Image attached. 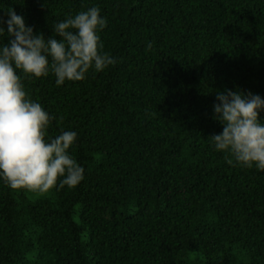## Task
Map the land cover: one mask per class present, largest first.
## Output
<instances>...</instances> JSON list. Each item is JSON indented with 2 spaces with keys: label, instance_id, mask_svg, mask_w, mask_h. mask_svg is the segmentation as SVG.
I'll list each match as a JSON object with an SVG mask.
<instances>
[{
  "label": "trees",
  "instance_id": "1",
  "mask_svg": "<svg viewBox=\"0 0 264 264\" xmlns=\"http://www.w3.org/2000/svg\"><path fill=\"white\" fill-rule=\"evenodd\" d=\"M93 4L116 63L22 80L49 134L76 132L84 178L43 194L0 181V264H264V170L209 138L216 92L264 98V0H0V16L47 37Z\"/></svg>",
  "mask_w": 264,
  "mask_h": 264
},
{
  "label": "clouds",
  "instance_id": "2",
  "mask_svg": "<svg viewBox=\"0 0 264 264\" xmlns=\"http://www.w3.org/2000/svg\"><path fill=\"white\" fill-rule=\"evenodd\" d=\"M0 16V181L12 189L43 194L53 187L76 186L84 167L68 151L76 132L62 129L51 135L55 117L31 98L22 80L54 77L55 85L85 79L116 63L104 51L99 33L107 25L93 4L51 24V35L33 31L24 17L9 7ZM6 26V28H5ZM7 36V43L4 37ZM152 46L147 41L146 48ZM213 118L222 125L209 136L227 163L264 170V98L225 88L216 92Z\"/></svg>",
  "mask_w": 264,
  "mask_h": 264
}]
</instances>
